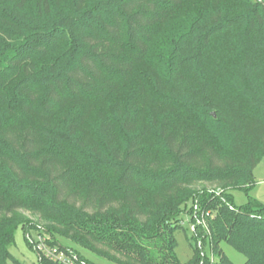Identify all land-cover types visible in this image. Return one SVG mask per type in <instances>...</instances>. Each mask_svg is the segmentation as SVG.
Masks as SVG:
<instances>
[{
	"label": "trees",
	"instance_id": "obj_1",
	"mask_svg": "<svg viewBox=\"0 0 264 264\" xmlns=\"http://www.w3.org/2000/svg\"><path fill=\"white\" fill-rule=\"evenodd\" d=\"M263 157L262 0H0V264L20 226L39 264L31 228L120 264H235L223 241L264 264Z\"/></svg>",
	"mask_w": 264,
	"mask_h": 264
},
{
	"label": "rangeland",
	"instance_id": "obj_2",
	"mask_svg": "<svg viewBox=\"0 0 264 264\" xmlns=\"http://www.w3.org/2000/svg\"><path fill=\"white\" fill-rule=\"evenodd\" d=\"M262 1L264 2V0ZM255 177L256 184L251 189L250 195L254 198L259 199L264 204V157L255 169ZM202 186L203 185L200 183L198 187ZM232 194L234 197V202L237 206L245 205L248 202V194L245 190L240 188H234L232 190ZM68 198L72 202L81 204V200H79L75 195L69 196ZM21 213V218H29L35 222H38V214H32L31 212L26 210H21ZM194 215L195 212L192 209V202H190L185 207L184 212L180 215L177 221L181 226H183V228L175 232V236L178 242L176 252L179 259L183 263L188 262L192 258L194 248L197 246V237L193 229L194 223L192 222V216ZM41 224H44V222H41ZM27 229L29 228L27 227ZM29 232L31 234V238L34 244L37 246V249H39L42 244H45L47 247L58 246L52 245V239H54L59 240L63 244L79 250L86 258L92 260L94 264H120L114 260L109 259V257L98 254L93 250L85 248L83 245L77 243L73 239V237L64 236L62 233L56 230L53 231V233H49L46 232L44 229L31 228L29 229ZM221 248L235 264H244L246 262L247 257L231 244L223 241L221 243ZM204 250L207 256H213L210 238H207L206 243L204 244ZM11 251L15 258L18 260V262H20L21 264H39V253L36 248L29 243L26 235V230L22 226H20L16 231L15 243L11 246ZM70 255L71 257L76 259L80 264H88L85 262H81L77 255ZM8 264L18 263L10 260Z\"/></svg>",
	"mask_w": 264,
	"mask_h": 264
},
{
	"label": "built area",
	"instance_id": "obj_3",
	"mask_svg": "<svg viewBox=\"0 0 264 264\" xmlns=\"http://www.w3.org/2000/svg\"><path fill=\"white\" fill-rule=\"evenodd\" d=\"M46 258L58 264H80L65 250L58 246L47 247L42 244L38 249Z\"/></svg>",
	"mask_w": 264,
	"mask_h": 264
}]
</instances>
